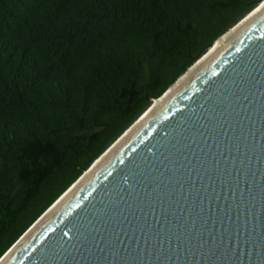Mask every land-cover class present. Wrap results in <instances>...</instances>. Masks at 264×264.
Returning a JSON list of instances; mask_svg holds the SVG:
<instances>
[{
    "label": "water",
    "instance_id": "95a60500",
    "mask_svg": "<svg viewBox=\"0 0 264 264\" xmlns=\"http://www.w3.org/2000/svg\"><path fill=\"white\" fill-rule=\"evenodd\" d=\"M152 104L0 264H264V8Z\"/></svg>",
    "mask_w": 264,
    "mask_h": 264
},
{
    "label": "trees",
    "instance_id": "16d2710c",
    "mask_svg": "<svg viewBox=\"0 0 264 264\" xmlns=\"http://www.w3.org/2000/svg\"><path fill=\"white\" fill-rule=\"evenodd\" d=\"M263 0H0V257Z\"/></svg>",
    "mask_w": 264,
    "mask_h": 264
},
{
    "label": "bare ground",
    "instance_id": "6f19581e",
    "mask_svg": "<svg viewBox=\"0 0 264 264\" xmlns=\"http://www.w3.org/2000/svg\"><path fill=\"white\" fill-rule=\"evenodd\" d=\"M264 8V2L261 4L260 7H258L254 12H252L251 14L248 15V17H246L239 25L234 26L233 28H231V30L227 31L226 34L222 35L216 42L214 47L210 50V53H208L207 55H205L204 57H201L196 63L195 65L191 66L187 72H185L183 75H181V77L175 81V84L172 85L169 89V91L167 92V94H165L164 96H162L160 99L156 100L155 103L152 104V109H150V111L148 110V112L146 113L147 115L169 94L171 93L191 72H193L202 62H204L209 56H211L223 43H225L232 35H234L241 27H243L250 19H252L258 12H260L262 9ZM145 115V116H147ZM145 118V117H143ZM138 125V123H137ZM137 125H133V127H131L129 129V131H127V134ZM121 142V141H120ZM119 144V143H118ZM117 144V145H118ZM116 145V146H117ZM115 146V147H116ZM114 147V148H115ZM114 148L109 149L96 163L95 165L92 167V169L97 166L100 162V160L102 161ZM90 169L87 174L92 170ZM86 176V175H85ZM84 176V177H85ZM83 177V178H84ZM82 178V179H83ZM80 179V181L82 180ZM78 181L73 187L72 189L80 182ZM71 189V190H72ZM70 190V191H71ZM68 191L67 193H65V195H63L58 203L70 192ZM57 203V204H58ZM56 206V205H55ZM54 208V207H53Z\"/></svg>",
    "mask_w": 264,
    "mask_h": 264
}]
</instances>
